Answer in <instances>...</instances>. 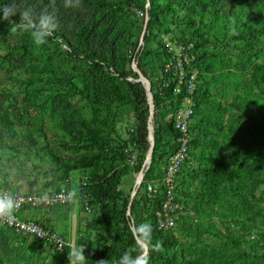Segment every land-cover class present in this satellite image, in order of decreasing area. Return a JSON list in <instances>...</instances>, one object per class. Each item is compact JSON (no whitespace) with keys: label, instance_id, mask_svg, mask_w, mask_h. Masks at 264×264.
<instances>
[{"label":"trees","instance_id":"16d2710c","mask_svg":"<svg viewBox=\"0 0 264 264\" xmlns=\"http://www.w3.org/2000/svg\"><path fill=\"white\" fill-rule=\"evenodd\" d=\"M9 2L0 0V9ZM16 2L38 13L50 0ZM146 4L81 0L80 8H65L56 0L60 27L41 46L28 32L13 33L14 25L0 20V83L7 80L19 91L12 96L0 84V186L19 191L9 179L13 162L19 175L31 163L36 174L48 177L43 189L32 193L56 192L72 172H81L78 213L86 217L77 225L73 248L84 245L87 264H116L135 248L131 220L135 226L151 223L148 264H264V0H149L148 10ZM174 44L191 46L199 75L189 159L177 173L181 210L175 227L164 231L156 212L165 199L167 159L177 148L169 116L181 97L170 90L161 94L159 87ZM133 61L152 87L155 145L128 217L130 195L122 187L140 170L149 146L148 104L135 82ZM227 84L235 93L230 102L223 101ZM125 120L132 121L127 138L117 131ZM51 130L61 131L60 148L50 142ZM71 205L32 212L45 215L47 226V216ZM189 210L205 217L210 210L221 227L190 217ZM203 235L219 242L198 243ZM73 248L58 252L0 225V264H46L47 259L68 264Z\"/></svg>","mask_w":264,"mask_h":264},{"label":"built area","instance_id":"2783aa9c","mask_svg":"<svg viewBox=\"0 0 264 264\" xmlns=\"http://www.w3.org/2000/svg\"><path fill=\"white\" fill-rule=\"evenodd\" d=\"M175 47L176 50L172 47L169 48L170 56L162 67V76L165 78L159 87L161 94L170 90L173 95L181 97L180 106L169 116L178 133L177 148L167 159L162 179L165 199L156 212L158 227L164 231L175 227L177 213L181 210L180 204L175 199L177 173L189 159V126L193 116V95L197 89L199 75L198 69L192 64L194 57L189 55L191 46L176 45ZM132 159L135 160V157L132 156ZM69 182L70 180H67L56 192L13 191L19 197L17 210L12 219H0V225L10 229L15 236L33 238L38 242L52 246L58 252H62L65 248H73V239L66 238L39 220L28 218L32 211L44 210L48 212L56 206L72 203L73 199L66 198V194L70 191L68 189ZM153 191L154 186L149 184L147 192L150 194ZM44 194H47L48 198L41 200L39 197ZM86 209L88 210V207Z\"/></svg>","mask_w":264,"mask_h":264},{"label":"clouds","instance_id":"9594fccd","mask_svg":"<svg viewBox=\"0 0 264 264\" xmlns=\"http://www.w3.org/2000/svg\"><path fill=\"white\" fill-rule=\"evenodd\" d=\"M56 0H50L49 5L45 6L38 13L32 7L20 8L16 0H10L0 9V20L9 21L12 25L11 31L17 32L22 29L30 34L33 43L37 46L44 45L48 41V37L60 27L57 13L55 9ZM65 8H80L81 0H63ZM18 16L19 22H14L12 17ZM234 31V30H233ZM78 193L76 190L69 191L66 198L76 199ZM41 200L47 199V194L39 197ZM19 197L13 191L6 187H0V219L10 220L14 217V213L18 207ZM152 226L150 222H143L135 226L133 238L138 241L137 246L123 253L116 264H148V256L142 251V244H149L151 239ZM157 248L161 247L158 242ZM85 251L84 245L73 248L68 251V264H87V260L83 255ZM133 252L136 255H133ZM97 264H108L107 260H100Z\"/></svg>","mask_w":264,"mask_h":264},{"label":"rangeland","instance_id":"374dc122","mask_svg":"<svg viewBox=\"0 0 264 264\" xmlns=\"http://www.w3.org/2000/svg\"><path fill=\"white\" fill-rule=\"evenodd\" d=\"M137 15L140 18L142 16L141 13H137ZM167 42L169 43L170 40L168 39ZM171 47L174 50H176V47L174 45L171 46ZM67 67H68V64L64 65V69L65 70L67 69ZM3 81L4 82H1L0 84L3 87H8V90L11 91V95L12 96L13 95L16 96L17 93H19V91L17 89H14L13 85H11L10 83H8L7 80H3ZM213 85H215V84H213ZM226 87L229 90V93H228V95L226 94L227 96H226V98H224L223 101L224 102H226V101L227 102H230V101L233 100V98L235 96V93L231 90V84H227ZM15 91H16V93H15ZM215 92L216 91H215V86H214V88L212 89V96L213 97H216V95H217V94H215ZM18 99H20V96H18ZM225 113L227 114V112H225ZM224 119L225 120L227 119V115H225V118ZM131 125H132V121L131 120H129V121L125 120L122 123H119L117 125V131H118V133L120 135H122L124 138L129 137V136H127L126 133H130V129L132 127ZM153 129H154V125H153ZM60 135H61V131L55 132L54 130H51V132H49V136L48 137L50 139V142L56 148H60V145L62 144V141H60V138L62 139V137H60ZM16 163H17V165H21L18 162H16ZM135 163H136V159L133 160L132 157H131L130 164L133 165ZM32 166L33 165L31 163H27L26 164V169L23 168V172L19 175L17 169L16 168H13V167H15L14 162H13V165L11 166L12 167V170H11L12 171V174H11L12 176L9 177V179L11 180V186L14 187V188H16V190H19V191H22V192H30V191L35 190V189L36 190L37 189H43L44 184L47 183V181H48V177H45L41 173L40 174H36L37 171L35 169H33ZM82 175L83 174L81 172H79V171L72 172L71 177H70V182L68 184V189L70 191H72V190L78 191V187H79L80 179L82 178ZM135 176H136V174L135 173H132L131 176L129 178H127L126 183L122 187V188H125V191L127 193H129V195L131 194L132 189H133V186H134ZM181 179L182 178L179 177V180H181ZM78 210H79V206H78V197H77L76 199H73L71 207L66 208L64 210L63 214H65V216L63 215L64 217L63 218H60L61 220L59 219L60 216H59L58 213H52V214H50L49 218L58 217L59 220H58V223H56L55 221H52L51 222V219H49L50 221H49V223H47V227L53 228V230H55L57 232H67V230L70 228V236H71V238L72 237L74 238L73 240H74V243H75V239L78 236V234L76 232L77 225H79L80 223L82 224L84 222V219L83 218L86 217V215L85 216H80V213H78ZM32 213H35V212H32ZM187 214L190 217H193L194 219H198L199 220V219L203 218V220H204L203 223H206V222H209L210 220H212V222L214 224H216L219 227H221L220 224H219V221L220 220L217 219V217L215 216V214H213L210 210L207 211L206 217L204 215H202L201 213L195 212L194 210H189L187 212ZM90 215H91V213H90ZM28 218L29 219H34V220L36 219L34 216H32L30 214L28 215ZM253 233L256 234L254 231H253ZM199 237L202 238V239L198 238L197 239L198 243L199 242L201 243V241H205V240L208 241V242H211V243H218L219 242V239L216 240L212 236L203 235V237L202 236H199ZM252 240L256 241V235H254V237L252 238ZM45 262H46V264H51V260L50 259H47ZM57 264H58V262H57Z\"/></svg>","mask_w":264,"mask_h":264},{"label":"water","instance_id":"95a60500","mask_svg":"<svg viewBox=\"0 0 264 264\" xmlns=\"http://www.w3.org/2000/svg\"><path fill=\"white\" fill-rule=\"evenodd\" d=\"M148 8H149V0H147V4H146V9L148 10ZM147 25H148V12H146V15H145L144 25H143L142 33H141L140 40H139V46H141L144 43V37L146 34ZM131 69L138 76V79L135 80V82L141 83V85L145 91V95H146V101L148 104V111H149V116H148V120H147V133H148L147 141H148L149 146H148V150H147L146 155H145V160H144L140 170L138 171V173L135 176L134 186H133L132 192L130 194L129 202H128V206H127V216L128 217H130L132 201H133V199H134V197H135V195H136V193L140 187V184L142 183V180L144 178V175H145L147 169L149 168V165H150V162L152 159V155H153L154 145H155L154 129H153L154 102H153L152 87H151L150 81L140 71L136 62L133 61L132 65H131ZM130 225H131L130 227H131L132 232H134L135 225H134L132 220L130 221ZM137 243H138V241H137ZM141 248H142V251L147 255L148 249H147L146 244H142Z\"/></svg>","mask_w":264,"mask_h":264},{"label":"crops","instance_id":"0c3cea01","mask_svg":"<svg viewBox=\"0 0 264 264\" xmlns=\"http://www.w3.org/2000/svg\"><path fill=\"white\" fill-rule=\"evenodd\" d=\"M30 215H32V216H34L36 219L35 220H39L40 222H45V216H43L41 213H39V212H35V213H29ZM59 219L60 218H63L64 216H65V214H63V212H61V211H59ZM57 214V215H58ZM64 215V216H63ZM50 216V215H49ZM49 216H47V217H49ZM49 219H51V222L52 221H55L56 223H58V217H52V218H49ZM61 220V219H60ZM50 221V220H49ZM53 229V228H52ZM58 233H60V234H62V235H64L65 237L67 236L69 239H74L73 237L71 238V236H70V228L67 230V232H58ZM66 233V234H65ZM66 237V238H67Z\"/></svg>","mask_w":264,"mask_h":264}]
</instances>
